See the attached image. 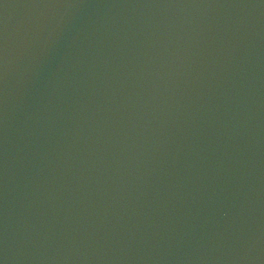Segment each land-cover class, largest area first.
Listing matches in <instances>:
<instances>
[{"label":"water","instance_id":"95a60500","mask_svg":"<svg viewBox=\"0 0 264 264\" xmlns=\"http://www.w3.org/2000/svg\"><path fill=\"white\" fill-rule=\"evenodd\" d=\"M0 264H264V0H0Z\"/></svg>","mask_w":264,"mask_h":264}]
</instances>
